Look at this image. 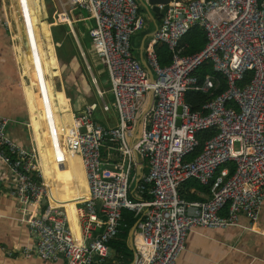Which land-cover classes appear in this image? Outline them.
<instances>
[{
    "label": "built area",
    "instance_id": "built-area-1",
    "mask_svg": "<svg viewBox=\"0 0 264 264\" xmlns=\"http://www.w3.org/2000/svg\"><path fill=\"white\" fill-rule=\"evenodd\" d=\"M59 3L64 12L75 6L92 18L91 49L105 67L118 122L100 123L89 106L75 118L68 138L87 187L86 196L74 203L77 233L65 206L51 204L37 153L10 136V118L0 115V160L12 176L9 194L21 205L42 209L25 218L34 242L22 247L21 255L106 264L112 257L109 242L126 225L122 211L129 209L139 216L132 264H177L192 228L234 225L241 214L256 220L264 201V0H168L144 42L152 81L133 51L132 38L147 23L138 0ZM193 25L206 41L187 52L182 38ZM158 43L167 45V65L159 64ZM204 64L211 70L200 77L195 71ZM247 70L251 77L242 84ZM221 79L225 88L191 109L185 92L211 94ZM99 95L103 109H109ZM149 95L151 103L136 128ZM212 128L216 131L201 151L188 158L198 145L197 133ZM188 178L210 182L204 199L181 195ZM189 192L199 193L194 187Z\"/></svg>",
    "mask_w": 264,
    "mask_h": 264
},
{
    "label": "crops",
    "instance_id": "crops-1",
    "mask_svg": "<svg viewBox=\"0 0 264 264\" xmlns=\"http://www.w3.org/2000/svg\"><path fill=\"white\" fill-rule=\"evenodd\" d=\"M152 13L158 24L157 13ZM16 22L25 27L22 38ZM91 22V16L78 7L67 6L64 12L59 0H0V115L10 118V136L37 153L38 167L53 185L79 180L76 152L68 136L64 137L74 132L75 118L86 106L100 123L113 126L118 122L110 85L103 76L102 89L93 69L100 65L91 49ZM152 27V19L147 18L138 41L137 33L132 38L137 57L138 45ZM92 76L97 90L90 82ZM99 91L107 94L106 99L102 96L109 104L107 110L98 98ZM11 181L10 171L0 160V264H65L63 258L21 255V248L34 242L25 218L42 209L21 205L11 196ZM70 223L77 227L76 212ZM114 254L112 250L106 264L117 261ZM177 264H264V201L254 221L241 214L234 225L192 228Z\"/></svg>",
    "mask_w": 264,
    "mask_h": 264
},
{
    "label": "trees",
    "instance_id": "trees-1",
    "mask_svg": "<svg viewBox=\"0 0 264 264\" xmlns=\"http://www.w3.org/2000/svg\"><path fill=\"white\" fill-rule=\"evenodd\" d=\"M86 15L88 14L86 13ZM65 26L69 28L67 23H65ZM182 40L188 43V48L186 51L194 52L201 49L204 46L206 41V36L204 31L198 25H193L184 34ZM156 52L160 65L164 66L171 62L170 53L165 43H158L156 45ZM208 70H211L210 65L204 64L200 66L195 71V73L201 77L202 74ZM251 74H252L251 70H247L244 74L243 79L241 80V83L244 84L248 82L251 77ZM96 78L98 80L97 76ZM225 86H226L225 81L221 79L219 81V85L216 88L212 89L211 94L209 91L204 92L201 90L188 89L184 94V98L190 104L191 109L198 110L200 109L201 105L208 97L221 92L225 88ZM215 131L216 130L214 128L199 131L197 133V137L199 140L198 145L191 153L188 154L187 157L193 158L195 155H197L201 151L204 141L207 138L211 137L215 133ZM230 165H231L230 169L232 170L233 165L232 164ZM210 186H211L210 182L201 183L195 178H188L182 182L180 193L182 196L188 199H204V196H201L197 193L189 192V189L190 187H194L195 189L199 190L200 193L207 195L210 192ZM122 215H123V221L126 223V225L122 227V230L117 234V236L109 242L112 250L115 253L114 258H116L117 261H111L108 264H127L133 258L132 250L128 246L126 240H127V233L129 227L138 220L139 216L134 215V212L129 209H123Z\"/></svg>",
    "mask_w": 264,
    "mask_h": 264
},
{
    "label": "bare ground",
    "instance_id": "bare-ground-1",
    "mask_svg": "<svg viewBox=\"0 0 264 264\" xmlns=\"http://www.w3.org/2000/svg\"><path fill=\"white\" fill-rule=\"evenodd\" d=\"M16 26L18 27V33L19 35L24 37L25 36V27L24 25L20 24L19 22H16ZM71 134L65 135L64 139ZM67 143V141L65 140ZM76 155V164L79 167V180L76 182L71 183L70 185H63L61 183L58 184H49L46 182V176L42 172L43 179L45 184L47 185V190L50 196V201H53L55 204H62L65 206L68 217L70 219V222L72 220V215L76 212L75 208V201L82 199L86 196L87 187L85 184V178H84V171L82 169L79 156ZM75 231L78 233V226L73 227Z\"/></svg>",
    "mask_w": 264,
    "mask_h": 264
},
{
    "label": "water",
    "instance_id": "water-1",
    "mask_svg": "<svg viewBox=\"0 0 264 264\" xmlns=\"http://www.w3.org/2000/svg\"><path fill=\"white\" fill-rule=\"evenodd\" d=\"M141 4V7L143 6L146 10V17L147 18H150L152 19L153 21V27L152 29L150 30L149 33H146L143 38H142V42L140 45H138V48H137V52H138V58L140 59L142 65L144 66V68L146 69L148 75H149V78L150 80L152 81L154 79V75H153V72L150 68V66L148 65V62L146 60V57L144 55V51H143V48H144V42L146 41V38L148 36H150L154 30L156 29L157 27V19L155 18L154 14L152 13V10H154L155 12H160V13H163L164 12V9L166 7V3L168 0H138ZM164 3L163 7L161 9L158 8V6L155 4V3ZM151 100H152V96L149 95L148 98H147V101L145 102V104L142 106V109L141 111L139 112V115H138V118H137V121H136V128L138 126V124L140 123L141 121V118L139 117L150 105L151 103ZM179 122V121H178ZM135 131V129H134ZM135 137V135H134ZM137 157V155H136ZM138 174H141L143 172V165L140 164L138 169ZM139 219V218H138ZM138 221V220H137ZM137 221L134 222L128 229V233H127V244L128 246L130 247V249L132 250L133 249V236H134V231L136 229V225H137ZM132 260L129 261L127 264H132Z\"/></svg>",
    "mask_w": 264,
    "mask_h": 264
},
{
    "label": "rangeland",
    "instance_id": "rangeland-1",
    "mask_svg": "<svg viewBox=\"0 0 264 264\" xmlns=\"http://www.w3.org/2000/svg\"><path fill=\"white\" fill-rule=\"evenodd\" d=\"M75 12H77V11H75ZM64 14V13H63ZM71 15H74L75 16V13H71ZM67 19V18H66ZM68 21V20H67ZM68 23H69V21H68ZM79 23H80V25L82 24L80 21H79ZM138 34V33H137ZM136 35V34H135ZM134 37V36H133ZM139 37H140V34H138L137 36H136V41H138V39H139ZM98 64L100 65V66H98V68L97 67H93V69H94V72L97 74V76H98V78H99V80H100V85L102 86V89H104V87H103V83L101 84V78L104 76V77H106V82H107V84L109 83L108 82V79H107V73H106V71H105V67L101 64V63H99L98 62ZM90 76H91V74H90ZM90 79H91V81L90 82H92L93 84H94V86H95V88H96V90H97V87H96V85H98V83L96 82V83H94L93 82V79H92V77H90ZM106 95L107 94H105L104 93V96L103 97H105V99H106ZM98 98H99V100H100V95H98ZM108 113H112V112H108ZM115 115H116V113H115ZM94 117L96 118V116L94 115Z\"/></svg>",
    "mask_w": 264,
    "mask_h": 264
}]
</instances>
